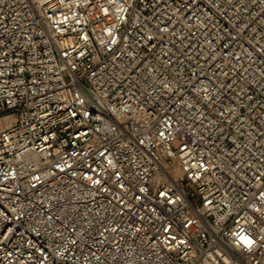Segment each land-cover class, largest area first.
Segmentation results:
<instances>
[{
    "label": "built area",
    "instance_id": "1",
    "mask_svg": "<svg viewBox=\"0 0 264 264\" xmlns=\"http://www.w3.org/2000/svg\"><path fill=\"white\" fill-rule=\"evenodd\" d=\"M0 264H264V0H0Z\"/></svg>",
    "mask_w": 264,
    "mask_h": 264
}]
</instances>
